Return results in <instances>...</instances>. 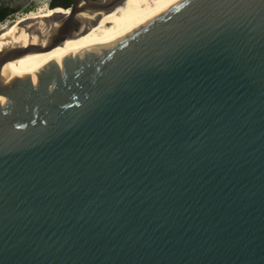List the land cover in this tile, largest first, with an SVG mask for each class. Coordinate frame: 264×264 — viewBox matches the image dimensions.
I'll list each match as a JSON object with an SVG mask.
<instances>
[{"label": "water", "instance_id": "95a60500", "mask_svg": "<svg viewBox=\"0 0 264 264\" xmlns=\"http://www.w3.org/2000/svg\"><path fill=\"white\" fill-rule=\"evenodd\" d=\"M124 1L52 8L5 63ZM0 264H264V0H182L0 74Z\"/></svg>", "mask_w": 264, "mask_h": 264}, {"label": "bare ground", "instance_id": "6f19581e", "mask_svg": "<svg viewBox=\"0 0 264 264\" xmlns=\"http://www.w3.org/2000/svg\"><path fill=\"white\" fill-rule=\"evenodd\" d=\"M180 1L182 0H125L121 5L109 11L100 12L98 14L99 20L96 25L86 29L85 33L75 38L65 40L56 48L30 52L13 61L5 63V59H7L9 55L7 48H16L22 43H27L30 39H37V32H48L54 27V24H48L43 20L48 16L37 15L29 17L25 20L36 19L37 21L22 28L21 31L17 29V24H15L4 35L0 36V51H3L0 61V74L58 58L76 57L99 51L139 29ZM145 11H147L145 14L142 13L143 15L140 14L141 17H138L140 12ZM68 12L69 10L64 14ZM53 16L54 15H51V17ZM115 17L118 22L116 20V25L114 26L111 24ZM127 21L130 22L127 23ZM100 29L103 30L102 34ZM32 33L33 35L31 36L30 34Z\"/></svg>", "mask_w": 264, "mask_h": 264}, {"label": "rangeland", "instance_id": "374dc122", "mask_svg": "<svg viewBox=\"0 0 264 264\" xmlns=\"http://www.w3.org/2000/svg\"><path fill=\"white\" fill-rule=\"evenodd\" d=\"M49 2L50 0H33L30 1L28 8L20 10L19 12L15 13V15L9 17L8 19H6L5 21H3L0 24V36L4 35L9 29H11L15 24L19 23L22 20L28 19L29 17L32 16H37V15H44V16H48V8H51L49 6ZM147 11L145 12H140L138 14V17H141V15L145 14ZM143 13V14H142ZM141 14V15H140ZM140 15V16H139ZM117 18L115 17L113 19V22L111 25H116ZM118 22V20H117ZM130 21H127V23H129ZM121 23V21H120ZM123 23V22H122ZM113 27V26H111ZM102 29H100V32L102 34ZM99 32V33H100Z\"/></svg>", "mask_w": 264, "mask_h": 264}, {"label": "flooded vegetation", "instance_id": "af4514ba", "mask_svg": "<svg viewBox=\"0 0 264 264\" xmlns=\"http://www.w3.org/2000/svg\"><path fill=\"white\" fill-rule=\"evenodd\" d=\"M30 1L33 0H0V10L7 12L4 18L0 21V24L20 10L28 8ZM58 6L67 7L69 5L61 3L59 0Z\"/></svg>", "mask_w": 264, "mask_h": 264}, {"label": "trees", "instance_id": "16d2710c", "mask_svg": "<svg viewBox=\"0 0 264 264\" xmlns=\"http://www.w3.org/2000/svg\"><path fill=\"white\" fill-rule=\"evenodd\" d=\"M58 1L59 0H50L49 2V6L51 8H48V17H51V15H56L58 13H65L67 12L68 10H63V9H60V8H56V9H52L56 6H58ZM61 3H64L66 5H70L72 3V0H60ZM7 14V12H5L4 10H0V21L4 18V16Z\"/></svg>", "mask_w": 264, "mask_h": 264}]
</instances>
